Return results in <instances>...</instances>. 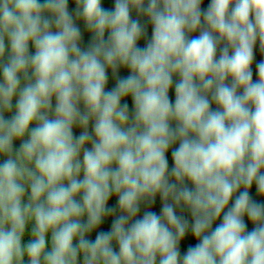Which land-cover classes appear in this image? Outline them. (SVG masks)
Wrapping results in <instances>:
<instances>
[{
  "label": "clouds",
  "instance_id": "1",
  "mask_svg": "<svg viewBox=\"0 0 264 264\" xmlns=\"http://www.w3.org/2000/svg\"><path fill=\"white\" fill-rule=\"evenodd\" d=\"M74 3L0 0V264H264V0Z\"/></svg>",
  "mask_w": 264,
  "mask_h": 264
},
{
  "label": "trees",
  "instance_id": "2",
  "mask_svg": "<svg viewBox=\"0 0 264 264\" xmlns=\"http://www.w3.org/2000/svg\"><path fill=\"white\" fill-rule=\"evenodd\" d=\"M211 3V0H202V4H201V9L202 11H205L207 10L208 6L210 5ZM114 4H115V0H102V6L107 9V10H113L114 9ZM132 17L134 19H139L140 22L145 25L146 27V31H147V35L142 38L140 41H139V45L141 47L145 46L146 42L148 39H150V36H151V25L150 23L148 22V18L144 15H138L136 13L135 10L132 11ZM199 35V31L195 32V33H192L190 34V36H197ZM90 36L91 34L87 35L86 37V43L84 45V47L87 46V43L89 42L90 40ZM221 47H223V44H221ZM30 51L31 52H34V48H32L31 44H30ZM219 56V49H218V52H217V57ZM6 57H7V53H6ZM264 60V53H262L260 51V47H259V41H257V44L254 48V60H253V64H252V72H253V80L256 81L258 80V73H257V70H256V64L259 63L260 61ZM129 74V72L126 70V69H121L120 72H119V75L120 76H127ZM174 82L177 81L179 79L178 76H174ZM228 83H230V80L227 81ZM22 83H25L22 79ZM115 84V78L112 76L111 74V70H109V82H108V85H107V89H111ZM242 91V90H241ZM169 96L170 98L173 100L174 102V99H175V94H174V85H173V88L170 89V92H169ZM18 99V97H14L13 98V110L12 112H6L5 113V118H10L12 115L15 114V103H16V100ZM124 102H127L129 104V108H130V112H131V109H132V101H131V98H127L126 100L122 101V103ZM217 107V105L215 103H212V108L215 110ZM34 126V125H33ZM173 126H174V122H173ZM27 138V137H25ZM19 141H15L14 142V147L18 148L19 147ZM178 145H174L173 147H176ZM167 157H168V160H169V166L171 167L172 166V159H171V149L169 150V152L166 154ZM190 187L191 184H189ZM243 189H241L242 191ZM250 195L251 197L256 200L258 203H264V197H261L257 194L256 192V188H255V184L253 185V187L250 189ZM25 200H27V197H25ZM231 206V203L230 205ZM86 219V218H85ZM112 217H108L104 223H102V225L94 230L90 235H89V239H92L94 240L95 239V236H96V233L99 232V231H108L110 230V225H111V222H112ZM220 221H216L214 222V225L213 227L216 226V224H218ZM245 222L246 224L248 225V230H252V228L254 227V225L251 224L250 221H248L247 217H245ZM31 227L32 225L29 224L28 225V228L26 230V235H25V238H24V242L27 243L28 240L30 239V236L28 235V233H30L31 231ZM114 247L116 248V250H118V248L116 247V245H114ZM49 250H50V234H49ZM25 264H27V260H25ZM80 264H82V257L80 258Z\"/></svg>",
  "mask_w": 264,
  "mask_h": 264
},
{
  "label": "rangeland",
  "instance_id": "3",
  "mask_svg": "<svg viewBox=\"0 0 264 264\" xmlns=\"http://www.w3.org/2000/svg\"><path fill=\"white\" fill-rule=\"evenodd\" d=\"M68 8H69V12L73 15L74 19H75V8H76V5L74 3V0H69V4H68ZM76 23H77V26L81 29V32H82V37H83V40H82V47H84L85 43H86V37L87 35H89L90 33L87 31V29L85 28L84 26V23L82 20H76ZM7 43V41H6ZM24 83H22V86H23ZM55 104V98H53V105ZM81 107V110H83V105L80 106ZM80 131H82L80 128H74V133L76 135H79ZM89 131H91V125L89 127ZM87 147H90V145H87ZM81 178H82V175H81ZM188 186L190 187V185L188 184ZM161 201H160V198L159 196L157 197V200H156V203L154 205H151V206H145V205H142L141 206V213L139 214L140 216L143 215V212L145 210H151V211H156V212H159L160 211V208H161ZM109 206L110 207H114L116 206V197L113 196L110 201H109ZM119 214V212H117V215ZM177 214L178 215H181L183 216L185 219L189 220V222L191 223L192 221V218H191V215H190V212L187 210V209H177ZM113 218H115L113 216ZM196 243H198L197 240H195L194 237L191 236L190 232L189 234L185 237V239L181 242V245H180V251H181V256H183V254L187 251V248L189 246H194ZM118 248V246H116ZM118 251V250H117ZM157 264H158V261H157Z\"/></svg>",
  "mask_w": 264,
  "mask_h": 264
}]
</instances>
